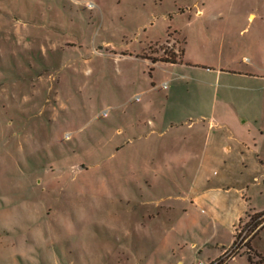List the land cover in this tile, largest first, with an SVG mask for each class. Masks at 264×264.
I'll use <instances>...</instances> for the list:
<instances>
[{"label":"rangeland","instance_id":"rangeland-1","mask_svg":"<svg viewBox=\"0 0 264 264\" xmlns=\"http://www.w3.org/2000/svg\"><path fill=\"white\" fill-rule=\"evenodd\" d=\"M263 207L264 0H0V264H249Z\"/></svg>","mask_w":264,"mask_h":264},{"label":"crops","instance_id":"crops-1","mask_svg":"<svg viewBox=\"0 0 264 264\" xmlns=\"http://www.w3.org/2000/svg\"><path fill=\"white\" fill-rule=\"evenodd\" d=\"M243 121H245V120L242 119L241 122H243ZM210 192H212V191H209L208 193H210ZM201 195H199V196H201ZM199 196H195L193 199H190L192 205L197 203L196 200ZM166 199L171 200V201L173 200L175 202H179L180 201V194L173 196V197L168 196ZM176 208H177V210L180 209V208H178V206L176 207L175 203L170 204V205L168 204L166 207L167 210H170V209L172 210V209H176ZM244 213H245L244 210H240V211L237 210L236 212H234V214H232V220H233L232 222L237 223L242 217H244V215H245ZM254 213H257V212H254ZM234 223H232V224L234 225ZM252 235L253 236H252L250 242L246 245L247 253L245 255H240V256H245L249 264H264V223H262L260 226H258L256 228L255 233H253ZM192 248L195 249V256L204 255V253L210 254V252L214 250V246L208 245L206 243L202 244L201 246H198V247L195 245V243H192ZM222 252L220 251L216 254L209 255V256L204 255V256H207L206 259L203 257L201 259L206 260V261L214 260V259H217L218 256ZM235 258L236 257H233L232 259H230L227 264H229ZM194 259L191 261V263L194 261ZM178 263H180V261H178Z\"/></svg>","mask_w":264,"mask_h":264},{"label":"built area","instance_id":"built-area-1","mask_svg":"<svg viewBox=\"0 0 264 264\" xmlns=\"http://www.w3.org/2000/svg\"><path fill=\"white\" fill-rule=\"evenodd\" d=\"M166 84H167L166 82H163L161 84V87L164 88L166 86ZM138 98H139L138 95H135L134 96V99H138ZM105 113H106V111H102L101 112V114H105ZM236 240H237V238L235 237V240L233 242V243H235L234 244V248H229V250H227V248L224 249L223 252H222V254H221V256L218 257L217 259L208 260V261L202 260V259H195L191 264H225L227 262V260L229 258H231L235 254V250L234 249H237L235 247L239 243L238 241L236 242Z\"/></svg>","mask_w":264,"mask_h":264},{"label":"trees","instance_id":"trees-1","mask_svg":"<svg viewBox=\"0 0 264 264\" xmlns=\"http://www.w3.org/2000/svg\"><path fill=\"white\" fill-rule=\"evenodd\" d=\"M160 61H163V62H171V63H175L176 62V60L173 59V58H162V59H160ZM261 215H264V211L258 212V213H254L252 215V218L258 217V216H261Z\"/></svg>","mask_w":264,"mask_h":264}]
</instances>
